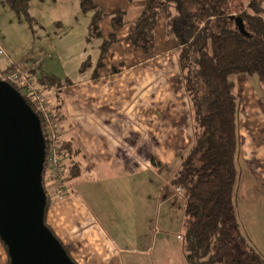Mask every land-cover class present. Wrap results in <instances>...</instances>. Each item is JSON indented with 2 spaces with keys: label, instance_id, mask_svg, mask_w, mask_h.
I'll return each instance as SVG.
<instances>
[{
  "label": "crops",
  "instance_id": "0c3cea01",
  "mask_svg": "<svg viewBox=\"0 0 264 264\" xmlns=\"http://www.w3.org/2000/svg\"><path fill=\"white\" fill-rule=\"evenodd\" d=\"M75 1L62 0L60 3L68 8ZM95 2L106 15L118 11L103 9L101 0ZM65 14L67 16L65 21L61 19V25L79 21L77 15L73 17L70 12ZM85 14V17L88 16ZM102 21L104 35L108 37L101 40L98 46L97 61L86 60L87 56L81 57L78 76L70 79L72 84L63 86L58 95L51 90L58 96V104L61 105L58 121L60 145L71 149V160L78 165L81 163L84 172L69 183L74 196L50 205L46 223L59 240L66 247L69 246L79 264H124L125 259L134 256L138 257L135 262H139L141 255L151 256L150 250L156 244V238L150 239L149 231L144 228L140 238L144 243L142 251L136 250L135 246L130 247L131 243H123V237L118 235L120 232L115 227L101 230L96 216H101L102 211L98 208L88 210L87 202L95 201L94 194L82 193L80 190L83 186L117 184L119 192H127L132 181L141 183L145 176L148 178L143 179L144 187L169 184L193 146V113L178 65L177 39L169 35L166 28V47L156 52L155 42L153 52L146 55L128 44L127 38L134 26V22L128 20V24L116 33L117 42L110 46L103 67L98 68L100 47L112 33L110 18ZM119 47H126L129 54L120 63L113 62L115 56L108 63L107 58L114 55L111 50H120ZM44 61H41L40 67ZM87 61L90 67L81 72L82 65ZM255 79L248 84L250 100L260 98L261 94V91L258 94V90L262 84ZM256 145L248 144V163L251 164L250 168L258 169L251 174L248 199L254 196L255 201L260 202L259 196L264 199V141L259 148ZM153 160L160 164L152 163ZM168 160L172 167L165 179L160 170L168 165ZM128 196L129 213L133 214L134 199L132 194ZM171 199L168 196L165 202L172 205ZM179 210L175 208L174 211ZM145 214L151 213L146 210ZM250 216H253V210ZM153 217L156 223L157 212L154 211ZM253 217L259 228L253 230V235L248 233L245 236L264 256V225L259 221L263 222L264 211H257ZM134 218L130 217L132 220ZM142 224L145 226V221ZM163 240V244L167 243L166 239ZM8 261L4 244L0 241V263L6 264Z\"/></svg>",
  "mask_w": 264,
  "mask_h": 264
},
{
  "label": "trees",
  "instance_id": "16d2710c",
  "mask_svg": "<svg viewBox=\"0 0 264 264\" xmlns=\"http://www.w3.org/2000/svg\"><path fill=\"white\" fill-rule=\"evenodd\" d=\"M17 1L7 0L16 12ZM167 1L172 0H148L138 12L127 41L150 55L155 48L159 16H164L168 34L177 39L178 65L193 113V146L169 183L184 193L182 243L186 262L264 264V256L242 233L235 211L239 102L234 80L247 75L264 85V0H178L175 12ZM23 2L27 7V1ZM79 2L83 13L93 14L89 41L102 36L100 24L104 18L111 20L112 33L100 47L97 66L102 68L110 46L117 42L116 33L128 24V13L118 10L106 15L95 0ZM236 18L242 19L248 36L240 32ZM89 63L85 62L80 71L90 67ZM9 69L2 71L0 78ZM37 82L40 90L44 87L43 93L54 90L56 95L63 86L72 84L56 76H44ZM9 84L39 117L47 151V132L41 116L30 98L14 83ZM56 97L54 103L47 102L58 128L61 105ZM59 156L66 179L82 176L81 167L71 160L70 148L61 146ZM43 186L47 195L45 224L49 228L46 214L51 199L44 174ZM6 264H11L10 260Z\"/></svg>",
  "mask_w": 264,
  "mask_h": 264
},
{
  "label": "rangeland",
  "instance_id": "374dc122",
  "mask_svg": "<svg viewBox=\"0 0 264 264\" xmlns=\"http://www.w3.org/2000/svg\"><path fill=\"white\" fill-rule=\"evenodd\" d=\"M26 1L27 7L23 0L17 1L18 10L16 12L7 0H0V73L9 67V70L19 68L40 89L41 85L37 82V79H42L44 76H56L62 81L76 78L78 76V61L81 57L87 56L86 60L97 61L95 58L98 56V46L101 40L106 39L108 36L107 34L104 35L102 21L100 24L102 36L89 41L88 32L93 14L89 12L87 13L88 16L85 17L80 11L79 0L67 6L69 9L61 6L60 2L62 0ZM101 1L103 9L114 11L115 9L125 10L128 13L127 19L134 22L138 12L148 0ZM238 1L240 2V0ZM177 2L178 0L168 2L171 3L173 12L176 10ZM65 12H70L73 17L77 15L79 21L76 24L71 23L70 25L68 23L61 25V19L63 18L65 21V17L67 16ZM72 28L75 29L72 30ZM166 28L164 16H159L158 26L155 32L156 52L164 49L166 42L168 43L165 37ZM164 39L166 40L165 43ZM127 42L131 47L133 46L131 42ZM119 48L121 49L114 48L113 51L111 50V54L114 52V55L107 58L106 61L108 63H110L113 56H115L113 62L120 63L129 54L126 52V47ZM43 60L45 61L40 67L41 61ZM5 73L1 74V79ZM234 80L236 83L235 91L239 102L237 131L240 148L236 163L237 195L235 211L242 233L248 236V233L252 234L253 230L259 228L255 222L256 218L253 216L257 214V211H264V199L259 195L260 202H256L254 196L248 199V187L252 183L250 181L251 174H255L258 170L250 168L251 164L248 163V144L256 143V146L259 148V144L264 141V136L262 140V135L264 134V85L260 84L261 89L258 90V94L261 91L260 98L250 100L248 84L249 82H254L256 79L247 75H239ZM9 82L12 81H8L7 83ZM14 84L17 86L16 83ZM18 89L23 93L21 88L18 87ZM53 93L52 91L49 92V98L47 93L44 92L45 100L54 103L53 101H55L56 95ZM68 163L67 161L66 164ZM79 164L83 171L81 163ZM167 164L166 167L160 170V174L162 173L165 179L166 174L169 172L168 170L172 167L169 165V160ZM145 178L148 177H142L141 183L132 181L127 192H119L117 184L99 186L88 184L84 185V188L80 191L82 193L94 194L95 201L93 199L88 201L86 207L89 211L93 208H98L102 211L101 216H96L101 230H108L110 227H115L120 232L118 235L123 237V243H131L130 247L135 246L136 250L139 251H142L141 249L144 247L143 241L140 240L142 238L143 228L149 231L150 239L156 238V244L150 250L152 251L151 256L141 255L139 262H135V258L138 257L134 256L130 259H125L124 264H187L183 251V243L181 241L183 235L184 193L179 190L180 188L173 189L170 183L159 184L157 182L159 185L150 184L151 188L148 186L144 187L146 184H144L143 179ZM44 179L46 191L50 194L51 204L54 201H62L68 196H74L68 179L63 186L68 192L63 193L62 196L58 194L56 185L52 184L49 175L45 172ZM253 193L256 194L254 191ZM128 194H132L134 199L135 209L133 214L129 213L130 207L128 199L130 196ZM168 196L172 198V205L165 202ZM138 197L142 199L139 200ZM175 208H180L181 210L174 211ZM146 210H149L151 214L146 215ZM251 210H253V218L250 216ZM154 211L157 212L156 223L155 221L153 222V219H155L153 217ZM130 217L135 218L132 220ZM142 221H145V226H143ZM259 221L261 225H264V220L263 222L262 220ZM155 229L156 234H153ZM179 235L180 237L178 239ZM163 239H166L167 243L163 244ZM63 245L69 256L73 259V262L79 264L72 256V251L69 246L66 247L65 244ZM5 251L8 255L6 248Z\"/></svg>",
  "mask_w": 264,
  "mask_h": 264
},
{
  "label": "water",
  "instance_id": "95a60500",
  "mask_svg": "<svg viewBox=\"0 0 264 264\" xmlns=\"http://www.w3.org/2000/svg\"><path fill=\"white\" fill-rule=\"evenodd\" d=\"M235 21L248 36L242 19ZM45 162L39 117L0 79V240L11 264H75L45 224Z\"/></svg>",
  "mask_w": 264,
  "mask_h": 264
},
{
  "label": "built area",
  "instance_id": "2783aa9c",
  "mask_svg": "<svg viewBox=\"0 0 264 264\" xmlns=\"http://www.w3.org/2000/svg\"><path fill=\"white\" fill-rule=\"evenodd\" d=\"M1 79V78H0ZM2 81H12L17 84L19 88L23 90V93L27 95L32 103V106L36 112L41 116L44 122L45 132H47V148L46 151V162H45V173L49 175L52 184L57 187L58 194L62 196L63 193L68 192L63 188L66 182V173L63 169V165L60 160V136L57 126L53 124L52 115L48 111V103L45 100V96L40 89H38L33 80L27 74L21 72L19 68H13L5 75L2 76ZM59 177V181L57 179ZM57 180V181H56ZM181 192L182 190L179 189Z\"/></svg>",
  "mask_w": 264,
  "mask_h": 264
}]
</instances>
